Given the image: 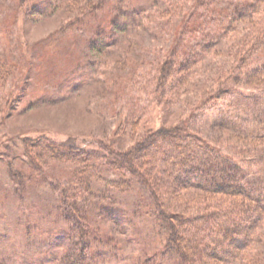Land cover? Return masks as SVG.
Wrapping results in <instances>:
<instances>
[{
    "label": "rangeland",
    "instance_id": "obj_1",
    "mask_svg": "<svg viewBox=\"0 0 264 264\" xmlns=\"http://www.w3.org/2000/svg\"><path fill=\"white\" fill-rule=\"evenodd\" d=\"M168 1L130 0L141 17L125 31L96 32L102 37L97 44L95 32L69 26L79 20L82 2L61 1L48 9L42 8L44 0H0V264H61L77 236L67 237L70 228L54 187L67 180L70 162L35 159L30 164L24 139L45 137L88 151H100L102 143L122 153L152 131L183 124L199 100L217 89V80L233 63L229 51L237 38L217 52L199 55L181 87L164 95L154 90L180 33V18L162 14ZM242 33L243 28L234 36ZM255 88L241 86V94L225 104L238 98L242 113L255 114L260 103L247 108ZM217 115L198 120L199 130L204 138L220 137L211 142L237 156L232 145L246 143L219 128ZM104 175L117 181L112 173ZM89 192L95 198L113 196L111 204L100 201L85 212L88 228L98 234V239L89 236L88 244L101 239L98 246L105 250L98 264H141L161 248L166 234L153 231L152 215L159 209L146 202L147 188L133 181L131 190L121 193L91 180ZM192 194H181L175 203ZM145 208L151 216H145Z\"/></svg>",
    "mask_w": 264,
    "mask_h": 264
},
{
    "label": "trees",
    "instance_id": "obj_2",
    "mask_svg": "<svg viewBox=\"0 0 264 264\" xmlns=\"http://www.w3.org/2000/svg\"><path fill=\"white\" fill-rule=\"evenodd\" d=\"M61 1L70 5L82 2L79 20L69 26L83 32L125 31L127 25L135 24L134 18L141 17V10H134L130 0H44L42 8L56 9ZM168 2L162 14L171 20L180 18V33L174 38L173 53L159 71L154 89L158 94H168L188 81L199 55L217 52L221 44L237 38L229 51L233 63L217 80V89L199 100L183 124L152 131L128 151L121 153L102 143L100 151H88L45 137L24 139V157L30 164L35 159L44 164L67 161L72 168L64 183L54 184L70 228L67 237L79 236L61 264H98L104 256L103 246H98L101 239L88 244V237L98 239V234L88 228L85 212L100 201L111 204L113 196H91V180L114 186L121 193L129 192L133 181L148 189L146 202L159 209L152 215L153 231L166 237L161 248L141 264H264V0ZM93 20L97 22L94 27ZM241 27L243 33L238 38L234 35ZM96 35L95 42L102 43V37ZM241 86L257 87L249 92L247 108L260 103L253 115L241 112L238 98L225 104L230 96L241 94ZM214 112L220 117L219 128L232 130L245 141L246 146L232 145L237 156L211 142H220V137L202 136L198 120ZM105 172L117 181L108 180ZM185 192L194 194L175 203ZM144 212L151 216L150 210Z\"/></svg>",
    "mask_w": 264,
    "mask_h": 264
}]
</instances>
